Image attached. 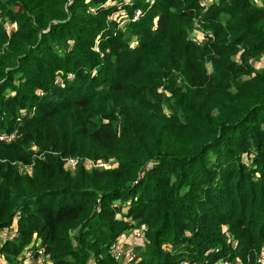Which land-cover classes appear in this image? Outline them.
<instances>
[{"label": "trees", "instance_id": "trees-1", "mask_svg": "<svg viewBox=\"0 0 264 264\" xmlns=\"http://www.w3.org/2000/svg\"><path fill=\"white\" fill-rule=\"evenodd\" d=\"M107 1L0 0V132L19 134L0 142V231L18 229L0 252L19 264L40 238L54 264H117L146 224L134 264H263L264 3L134 0L118 28Z\"/></svg>", "mask_w": 264, "mask_h": 264}, {"label": "built area", "instance_id": "built-area-1", "mask_svg": "<svg viewBox=\"0 0 264 264\" xmlns=\"http://www.w3.org/2000/svg\"><path fill=\"white\" fill-rule=\"evenodd\" d=\"M89 1V0H87ZM156 0H147L149 5H153ZM69 2H73V0H69ZM213 2V0H201V4L203 7L208 8L209 5ZM258 6H263L264 0H255ZM134 3V0H108L104 6L118 5L117 11L112 13L109 17L110 21H115L118 23V28H124V26L128 22H136L144 15L143 8H137L135 12L130 15L127 13V10L123 6V4ZM89 12L95 13L93 9H89ZM15 25L7 23L6 28L8 31H11ZM211 34L209 30H205L202 24L194 27L192 32V39L196 42H201L205 35ZM136 41L134 45H136ZM99 39L97 38L96 46L98 49ZM261 63V62H260ZM259 65V64H258ZM74 73H68L66 78L63 76L57 77L55 83L62 84L65 79L71 80L74 78ZM43 91H41V94ZM27 111L23 110L22 114H25ZM19 136L17 131L12 132H0V142H4L7 144L12 143ZM116 158L111 157L109 159H99V160H91L86 159V165L88 168H114L117 166ZM79 159L76 157L67 158V166L69 168H74L78 164ZM30 169V167H28ZM120 202H116L114 206L118 207ZM127 205L123 208L126 211ZM118 216H121L118 213ZM148 227L146 224L136 225L133 224L132 227L125 230L117 239V241L113 244L111 253L114 260L117 264H134L140 259L141 251L146 246V234ZM227 238L229 240L232 239L231 233H226ZM18 236V229L16 222L10 226L9 228H4L0 231V242L4 243L6 241H12L16 239ZM214 250V249H212ZM219 251V249H216ZM261 262L264 264V261L260 258ZM0 264H8L7 258L3 253L0 252ZM19 264H54L53 259L46 252L42 240L40 238L34 239L22 252L19 260ZM178 264H195L190 263L187 260H183ZM217 264H244L242 259L235 257L234 260H229L222 258Z\"/></svg>", "mask_w": 264, "mask_h": 264}, {"label": "rangeland", "instance_id": "rangeland-1", "mask_svg": "<svg viewBox=\"0 0 264 264\" xmlns=\"http://www.w3.org/2000/svg\"><path fill=\"white\" fill-rule=\"evenodd\" d=\"M200 23H199V20H195V27L196 26H198ZM201 25V24H200ZM14 28H15V26H14ZM261 63L260 62H258V64H257V68L258 69H261L263 66H264V57H262L261 59ZM259 60V61H260ZM246 78V77H245ZM164 86H162L161 88H160V91H164V88H163ZM116 162V164H117V161H115ZM126 205H128V204H126ZM2 245V242H0V246ZM238 258H240V257H238ZM260 258L264 261V247H263V249H262V252L260 253Z\"/></svg>", "mask_w": 264, "mask_h": 264}]
</instances>
